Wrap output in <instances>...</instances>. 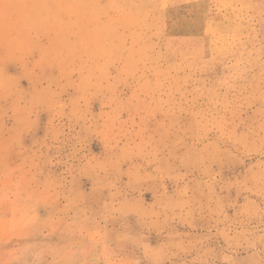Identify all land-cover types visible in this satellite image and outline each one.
<instances>
[{
	"label": "rangeland",
	"instance_id": "obj_1",
	"mask_svg": "<svg viewBox=\"0 0 264 264\" xmlns=\"http://www.w3.org/2000/svg\"><path fill=\"white\" fill-rule=\"evenodd\" d=\"M0 264H264V0H0Z\"/></svg>",
	"mask_w": 264,
	"mask_h": 264
}]
</instances>
